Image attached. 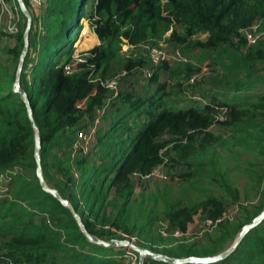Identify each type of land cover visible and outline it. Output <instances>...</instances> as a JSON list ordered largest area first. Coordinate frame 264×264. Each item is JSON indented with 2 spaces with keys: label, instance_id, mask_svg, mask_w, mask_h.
<instances>
[{
  "label": "trees",
  "instance_id": "obj_1",
  "mask_svg": "<svg viewBox=\"0 0 264 264\" xmlns=\"http://www.w3.org/2000/svg\"><path fill=\"white\" fill-rule=\"evenodd\" d=\"M23 1L29 9L28 0ZM71 1L47 0V7L39 19L29 10L32 16L29 48L23 60L20 85L27 93L39 130L44 178L48 167L59 174L55 189L71 203L89 233L104 240L123 239L109 228L130 231L127 219L134 188L133 172H149L164 156L173 163L185 161L191 151L213 145L221 136L212 131V125L224 129L230 126V133L237 138L264 139V124L258 125L263 136H254L245 126L246 121L264 118V94H247L249 89L256 87L253 80L257 77L253 74L257 64L264 63V40L248 45L239 32L253 25L264 30V0H96L89 22L100 43L88 50L91 57L79 64L82 67L79 72L65 74L64 63L75 66L72 42L81 29L77 19L85 16L84 7L89 2L81 0L76 7L73 37L54 47L44 71L38 74L33 54L48 38L56 35L57 16L64 8L69 9ZM14 2L18 6L16 0ZM23 30L14 36V46L6 48L10 57L8 64L0 62V172L23 162H27L34 172L32 176L27 173L13 175L5 196L0 197V264H123L119 254H123L124 249L89 242L71 210L44 191L35 175L34 130L25 101L12 90L16 68L12 71L9 66L14 63L17 67L23 47ZM199 33L205 34L206 38L193 40L192 37ZM4 35L0 32V37ZM159 39L180 48L182 45L199 47L208 56L216 52L217 55L207 64L214 67L216 73L233 72L236 81L233 84L226 81L224 88L244 93L243 98L235 93L221 101L215 96L218 91L212 96L205 91L202 106L191 100L183 108L172 109L163 100L166 82L159 80V70L170 66L174 73L188 77L198 66L193 67L189 62H163L155 68L144 87L154 85L153 91H121L116 99L127 105L126 112L115 114L111 127L118 125L129 132L128 135H119L116 138L119 143L111 144L102 141L104 136H99L100 132L106 130L100 128L92 155L79 153L71 156L70 147L76 139V129L84 126L85 118L93 117L94 108L101 104L105 95L106 90L92 79L107 78L115 70L130 71L143 64L142 59L122 58L119 51L123 44L154 45ZM79 41L81 48H87L95 39L89 35L82 36ZM241 73L248 80L240 79ZM252 97L257 98L252 100ZM80 102L84 106H79ZM218 105L228 106L230 116L226 121L215 123V107ZM132 111L138 116L144 114L147 120L128 125L126 114ZM107 113L109 111L104 118ZM165 132L172 136L169 140L172 145L160 155L159 150L169 142L161 139ZM261 149L264 154V145ZM201 167L192 166L190 171L180 172L179 177L191 179L202 173ZM111 190L113 197H109ZM178 203L166 199L164 217L172 226L180 228L185 227L198 205L204 209V217L209 218L219 216L224 209L223 202L211 195L194 206ZM109 206L111 210H108ZM263 208L264 191L259 205L247 211L245 218L233 226L222 227L213 244L205 246L207 250L200 253L192 250L195 242L180 243L177 248L169 250L157 244L140 245L174 257L216 254L224 250L227 239L234 240L242 226ZM147 218L138 227L141 231L152 220V217ZM210 264H264V219L243 237L231 254Z\"/></svg>",
  "mask_w": 264,
  "mask_h": 264
},
{
  "label": "rangeland",
  "instance_id": "obj_2",
  "mask_svg": "<svg viewBox=\"0 0 264 264\" xmlns=\"http://www.w3.org/2000/svg\"><path fill=\"white\" fill-rule=\"evenodd\" d=\"M81 0H73L69 5V9L64 8L61 14L57 16V33L55 36L48 38L37 52L33 54L34 59L36 60V72L41 74L44 71L47 58L49 54L54 50V47L59 46L65 43L68 39H71L75 32L74 23L77 19L76 17V7ZM10 4H15L14 0L10 1ZM47 7V0H44L40 5L31 6V9H35L36 13H39V8L43 5ZM16 5V4H15ZM37 7V10H36ZM30 8V4H29ZM85 16L77 20L81 23V27L86 28V23L90 18V15L94 10V1L89 0L85 5ZM66 9V10H65ZM39 10V11H38ZM33 11V15L35 16ZM26 19L20 15L19 27L24 29ZM90 27V26H89ZM80 30H78V35L75 36L72 46L73 54H80L82 51H85L95 45H91L87 48H81V42L79 39L84 36H91L90 32H93L91 27L87 30V33L83 35ZM6 36V37H5ZM13 36L4 35L0 37V62L7 63L10 60L9 55L6 53V48L11 44L10 39ZM93 37V36H92ZM14 38V37H13ZM206 38L205 34H196L192 37L193 40H204ZM79 41V42H77ZM167 43L164 39H159L156 41L155 45H160ZM168 44V43H167ZM187 58L191 59L193 67H197L201 64H207L211 62L213 57L217 55L216 52H211V55H204L205 51L199 47L182 45L181 48ZM138 53V50L136 51ZM119 54L122 58L128 59L124 56L122 48L119 51ZM11 70L13 71L16 68L14 63L9 64ZM218 66V65H216ZM219 67V66H218ZM220 68V67H219ZM123 70H115L113 75L105 79H109ZM161 74V80L165 83V89L162 92L165 93L163 100L166 101L168 106H171L172 109H179L186 106L191 99L189 94L184 90L181 81L184 80V76L177 73H174L170 69L161 68L159 70ZM255 78L253 81L256 82L253 89H249L247 94L262 93L264 94V63H259L256 66L255 73L253 74ZM240 79H245L246 76L241 73L239 75ZM226 81H229L233 84L236 81V75L233 72L220 71L216 73L213 77L206 79L202 83L203 93L205 90L209 92L212 96L214 92L218 91V95L215 96L219 100L229 99L235 93L240 95L241 92H233L224 87L227 85ZM213 87L212 89H206ZM155 88L154 85L149 86L147 89H140L138 85H131L128 91H136L137 93L153 91ZM215 90V91H214ZM214 91V92H213ZM243 98V97H242ZM257 97H252V100ZM178 102H182L184 105L181 107ZM247 104V102H246ZM202 105V103H201ZM79 106H84L83 102L79 103ZM126 106L121 100L114 101L113 105L109 109L106 117L103 119V125L106 131L100 132L99 136H104L102 141H108L111 144L119 143L116 141L119 135L126 136L129 132L120 128V126H112V123L115 119L114 115L117 116L123 112H126ZM127 116L128 125L138 124L142 121H146L147 117L144 114L138 116L136 111H132ZM125 116V117H126ZM264 117V116H263ZM264 124V118H258L251 121H246L245 126L248 128L254 136H263L262 129L258 125ZM258 127V128H257ZM230 126H227L226 129L223 127L219 128V125L212 127V131L218 133L221 137L220 139L211 146L206 148H197L190 152L189 157L185 161H180L179 163H174V165L179 166L180 172L190 171L192 166L202 165V173L191 177V179L184 180L180 177L177 180L164 181L156 178H147L141 180H134V188L130 196V202L128 209L130 210V216L127 219V228L130 231L123 230V228H115L113 226L108 227L117 237H122L123 239H133L135 244L140 245L141 243L145 246L149 244H157L159 247L166 250L177 248L180 243H190L195 242V253L203 252L202 250H207L205 248L209 247L216 240L217 236L222 227H231L236 224L237 221H241L245 218L247 211H251L253 207L259 205L263 199L264 191V154L262 152V145H264V139L256 140L252 137L247 139L237 138L235 135L231 134L229 131ZM138 129V128H137ZM133 134V133H132ZM112 138V139H111ZM120 141V139H118ZM99 146V145H98ZM113 151V149H112ZM173 163V162H172ZM168 168V167H167ZM18 173H27L29 176H32L33 169L27 165V162H23L22 165L19 164L17 169H13ZM43 174V173H42ZM76 174L79 172L76 171ZM46 179L44 178L46 184L49 187L55 188V182L57 176L59 175L53 169L48 167L46 169ZM44 177V175H43ZM9 179L4 181L0 179V195L6 193ZM48 182V183H47ZM2 188V190H1ZM4 192V193H3ZM234 194L236 195L234 197ZM216 196L219 198L224 205L221 213L225 208L229 207L235 210L234 216L230 220H225L215 227H213L209 232H206L200 236H197L195 239L187 240L184 238H174V237H162L159 234L160 222H169L164 217V207L166 199L169 201H177L179 205H196L204 201L207 196ZM113 191L109 192V197H113ZM2 198V197H1ZM112 208L109 206L108 210ZM128 210V211H129ZM115 211V209H114ZM206 216L204 209L201 205H198L197 210L193 213L191 219L186 223L184 228L175 226L180 230H194L197 221L202 217ZM152 217L150 223L144 226V229L141 231L138 227L144 224L148 218ZM118 239V238H117ZM1 241V238H0ZM233 240L231 238L227 239L224 244V249L229 247L232 244ZM148 244V245H147ZM142 246V245H141ZM126 249L127 247H116V249ZM123 259V264H138L137 259H132L128 253L127 249L123 254H119V258ZM134 258V257H133Z\"/></svg>",
  "mask_w": 264,
  "mask_h": 264
},
{
  "label": "built area",
  "instance_id": "obj_3",
  "mask_svg": "<svg viewBox=\"0 0 264 264\" xmlns=\"http://www.w3.org/2000/svg\"><path fill=\"white\" fill-rule=\"evenodd\" d=\"M43 1L44 0H28L30 4L29 10L32 13L33 11L35 12V9H31V6L33 7L36 4L40 5ZM93 1L96 2V0ZM45 8L46 5L44 4L43 7L39 8V13H36L37 11L35 12V16L38 19L43 14ZM19 22V7L15 4L11 5L9 1L0 0V32L14 37L20 30ZM89 26L90 22L88 20L86 23V28L82 26L79 33L81 32L83 35H85L87 33V30H89L90 28ZM239 32L246 39L248 45L253 44L254 42H256V40H264V30H258V25H253L247 29H240ZM234 41L236 42L237 38H235ZM89 49L82 51L80 54H72L75 66H73V64L71 63H64L62 66L64 73L72 74L75 72H79L82 69L79 64L87 62V59L91 57V54L88 52ZM137 50L138 53H136ZM122 52L124 53L125 57L131 59H142L143 64L134 67L130 71L123 70L109 79L101 77H95L92 79L94 82L98 83L106 90L105 95L102 99L101 104L94 108L93 117L91 119L85 118V121L82 123V125L84 126H79L78 129H76V139L70 147L71 156L79 153L92 155V152L96 148L97 131L101 128L105 113L109 111V109L111 108V104L118 98L121 91H127L129 90V87L131 85L135 84L133 81L136 80L135 85H138L140 89H143L147 86L149 79L153 76L155 68L163 62H167L168 64L188 62L186 54L180 47L172 46L167 43L160 45L140 44L138 46L125 43L122 46ZM215 74L216 71L214 67L208 64H201L192 72L190 76L184 77V80L181 81V84L184 90L187 91L186 93L190 95L189 98L192 101L199 105H201V103L202 105L204 104L202 93L200 91L202 90L201 85L206 79L213 77ZM229 116L230 108L228 106L218 105L215 107V123L226 121L228 120ZM171 138L172 136L166 132L161 136V139L166 141L171 140ZM171 145L172 141H169L165 146H163L159 150L160 155H164L167 148H170ZM173 164L174 163L170 162V160L164 156L163 160L160 161L156 166H154L149 172L145 174L133 172L131 174V177L133 181L136 179L141 180L147 178H156L167 182L170 180L175 181L179 177L180 169L179 166H173ZM13 169H17V166H13L0 172V179L2 178L4 181H6L7 179L10 180L13 175L18 173ZM6 190L7 189H5V191ZM5 194L0 195V197H4ZM234 213V209L227 207L219 216L215 218L202 217L197 221V224L192 231H183L175 226H172L169 222L161 221L159 234L162 237H182L187 240H193L197 236L209 232L217 224L225 220L232 219ZM122 237L127 238L125 235ZM129 240L134 243V240L132 238ZM126 249L127 253L132 256V259L138 260V264H160L151 262L147 257H140L137 252L133 251L129 247H127ZM126 249H124V251Z\"/></svg>",
  "mask_w": 264,
  "mask_h": 264
},
{
  "label": "water",
  "instance_id": "obj_4",
  "mask_svg": "<svg viewBox=\"0 0 264 264\" xmlns=\"http://www.w3.org/2000/svg\"><path fill=\"white\" fill-rule=\"evenodd\" d=\"M16 2L18 4L19 10L24 15L26 22H25V27L23 30V47H22V50H21V53L19 56V60L17 63V67H16V71H15V81H14L12 90H13V92L18 93L23 98V100L25 101L27 112H28V117L30 119V123L32 125V128L34 130V141H35L34 159H35V163H36L35 175H36L42 189L44 191L50 193L51 195H53L64 206L68 207L71 210L80 230L86 236L87 240L91 243L98 244V245H101L104 247H129L133 251L137 252L140 257H147V258L153 259L155 261L164 262V263H168V264H186V263L210 264V263L219 262V261L223 260L224 258H226L229 254H231L237 248V246L239 245V243L241 242L243 237L252 228L257 226L264 219V208L249 223H246L242 226V228L240 229V231L237 233L236 237L234 238L232 244L229 247H227L226 249L222 250L221 252H218L216 254H211V255H205V256L174 257V256L167 255L165 253H162V252L152 250L148 247L135 244L129 239L113 238L110 240H104L102 238L97 237L94 234L89 233L86 230L83 222L81 221L79 214L73 209L71 203L67 199L63 198L55 188L49 187L46 184L44 177H43V174H42V167H41V163H40L39 151L41 148V139L39 136V130H38L36 123L34 121V118H33L32 109H31V106L29 103V99L27 97V93L25 92V90L20 85V73H21L22 66H23V60H24V57H25V55L28 51V48H29V31H30L31 22H32V16H31V13H30L29 9L27 8V6L25 5L23 0H16Z\"/></svg>",
  "mask_w": 264,
  "mask_h": 264
},
{
  "label": "crops",
  "instance_id": "obj_5",
  "mask_svg": "<svg viewBox=\"0 0 264 264\" xmlns=\"http://www.w3.org/2000/svg\"><path fill=\"white\" fill-rule=\"evenodd\" d=\"M90 34H91V35L94 37V39H95V42H94L93 44H94V45H95V44H96V45L99 44L100 41H99V39L97 38V35H96L94 32H90ZM5 37H6V36H5ZM10 42H11V44L9 45V47H13V46H14V43H15V39L12 37V38L10 39ZM186 56H187V54H186ZM188 62H189V63H193V61H192L191 59H189V58H188ZM171 68H172V67L169 66V67L166 68V69H170V70H171ZM159 80L162 81V80H161V74H159ZM133 82L136 84V80L133 81ZM212 88H213V87L206 88V89H212ZM124 89H125V88H124ZM213 89H214V88H213ZM125 90H126V89H125ZM127 91H128V90H127ZM205 91H207V90H205ZM205 91H204V92H205ZM214 91H215V90H214ZM214 91H213V92H214ZM177 104H179L181 107L184 105L182 102H178ZM103 121H104V120H103ZM103 121H102V123H103ZM105 127H106L105 124H104V125L101 124V128H102V129H104Z\"/></svg>",
  "mask_w": 264,
  "mask_h": 264
}]
</instances>
